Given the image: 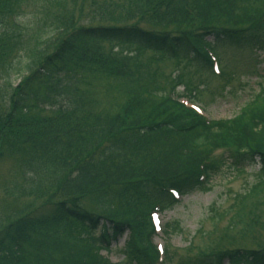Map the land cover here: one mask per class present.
Masks as SVG:
<instances>
[{
    "label": "trees",
    "instance_id": "obj_1",
    "mask_svg": "<svg viewBox=\"0 0 264 264\" xmlns=\"http://www.w3.org/2000/svg\"><path fill=\"white\" fill-rule=\"evenodd\" d=\"M77 2L0 0V149L21 180L12 196L38 203L0 229V264H109L97 252L124 235V264H158L151 213L176 205L173 191H209L223 169L256 168L216 217L248 237L264 215V87L213 122L174 92L197 91L191 78H212L221 53L264 52V0H101L91 26ZM26 5L36 10L28 26L19 19ZM52 235L84 247L59 253ZM215 243L176 262L165 249L163 264H264L263 246Z\"/></svg>",
    "mask_w": 264,
    "mask_h": 264
},
{
    "label": "rangeland",
    "instance_id": "obj_2",
    "mask_svg": "<svg viewBox=\"0 0 264 264\" xmlns=\"http://www.w3.org/2000/svg\"><path fill=\"white\" fill-rule=\"evenodd\" d=\"M96 1L97 3L94 4L93 2L91 3V0H78L76 14H78L77 17H79L81 25L91 26L93 23H91L90 20L96 23L98 22L99 18L96 19V17L92 15L94 10L99 8L101 4V0ZM81 8L82 10L84 9V14H80ZM88 10L90 11L88 12ZM22 11V16L19 18L20 22L25 24V26L31 25V23H33L31 14L36 13V10L26 5V8ZM32 29H34V27ZM230 56V53H221V57L224 60L223 65L228 67L233 73V80L228 85L222 86L224 80L220 81L216 78L205 80L204 76H202L201 79L197 81L196 79H198V77H193L192 83L194 86H197V83L201 80L207 82L205 84H200L198 87L200 90L198 104L205 108V114L211 120L229 119L233 117L237 113L239 105L247 102L254 93L260 90V85H264V53L254 55L251 53L236 54L235 63ZM148 57V55H144L141 56V59L145 61ZM165 63L162 67L166 71L173 68L169 62ZM11 80L13 84H17L19 77L15 75L11 76ZM99 89L101 90L102 87H99ZM178 91L184 93L181 87ZM101 101L107 104L109 100L105 95H101ZM5 150L6 148L4 149V147L0 149V229L18 217L34 210L38 204L33 199L30 200V198L17 195H14L16 197L12 196V187L15 185H19L18 187H20L21 180L17 171L15 158L9 155ZM215 155H218V152H216ZM255 171L256 168H248L242 173H235L228 169H223L219 174H216L209 180L208 185L210 191L206 193L194 192L187 195L182 198L179 205L175 206L171 211L161 215V224L166 222H169V224L172 222L178 223L179 232H173V228H170L168 229V233L164 236L168 249L172 255H174L173 262H176L181 256L188 255L193 257L197 250L204 247L210 250L213 241L216 240L218 244H215H217L218 249L223 250L243 248L254 249L259 247V245H264V215L261 216L259 224H252L253 229L248 234L249 236L243 238V235H240L236 230H226L228 226L227 218L229 216H226L224 220L217 219L218 213L216 215V213L212 211V207L218 212L229 210L228 207L231 206L234 201L236 202L233 198H236L237 194L245 191L247 187L253 183V173ZM262 210L264 211V206H262L258 212L262 213ZM253 212L256 211L253 210ZM53 231H55V229ZM65 234L68 235V231H65ZM48 238L56 242L49 244V248L54 249L57 246L59 253H66L68 251L78 253V251L84 247L81 240L73 247L64 244L59 236L52 235ZM124 239L125 238H122L117 244L112 245L111 252L106 253L103 251L101 254L107 256L112 263L120 264L123 257L119 249L123 247ZM156 243L162 244L161 236L156 240ZM187 248L191 250V253H187Z\"/></svg>",
    "mask_w": 264,
    "mask_h": 264
}]
</instances>
